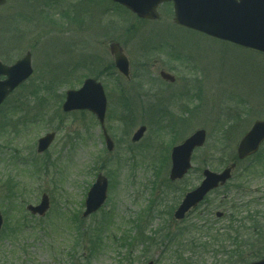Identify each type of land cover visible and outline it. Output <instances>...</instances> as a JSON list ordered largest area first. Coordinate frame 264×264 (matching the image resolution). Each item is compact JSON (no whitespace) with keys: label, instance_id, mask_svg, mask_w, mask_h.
I'll return each mask as SVG.
<instances>
[{"label":"rangeland","instance_id":"obj_1","mask_svg":"<svg viewBox=\"0 0 264 264\" xmlns=\"http://www.w3.org/2000/svg\"><path fill=\"white\" fill-rule=\"evenodd\" d=\"M158 13L155 21L141 20L109 0H6L0 6V60L11 64L30 51L33 68L0 107V264H225L220 254L197 246L207 240L197 223H226L231 197L239 198L234 185L252 159L238 163L229 182L182 221L172 214L202 170L221 171L252 122L264 119V54L177 27L170 3ZM111 39L128 57L130 80L113 66ZM160 70L175 81L161 80ZM86 77L104 87L112 151L92 113L61 110L65 91ZM151 88L161 98L147 96ZM141 124L146 131L132 143ZM196 129L206 131V141L183 179L171 182L166 154ZM50 131L53 142L37 153V139ZM256 154L264 155V144ZM99 172L108 180L106 201L82 217ZM245 184L264 190V175ZM43 193L48 210L31 214L25 206L38 204ZM137 236L148 242L138 243Z\"/></svg>","mask_w":264,"mask_h":264},{"label":"water","instance_id":"obj_2","mask_svg":"<svg viewBox=\"0 0 264 264\" xmlns=\"http://www.w3.org/2000/svg\"><path fill=\"white\" fill-rule=\"evenodd\" d=\"M125 6L140 18L156 19L158 13L156 7L165 1H172L176 24L191 28L207 35L230 41L243 47L264 52V0H112ZM5 0H0V5ZM109 51L114 59V65L118 72L129 77L128 59L122 51L119 43L111 41ZM32 72L31 54L26 52L12 65L3 64L0 61V104L5 97ZM1 76H4L1 79ZM160 76L169 81L174 78L160 72ZM85 109L92 112L99 121L105 138L106 148L111 151L113 142L104 127L106 110V97L100 82L93 78L84 80L79 89L66 91L62 110L70 112ZM146 127L140 125L131 137L132 142L138 141ZM55 133H47L38 139L37 152L44 151L52 142ZM205 130L199 129L185 138L181 143L171 149V164L169 179L175 181L181 179L190 168L192 151L205 142ZM264 141V119L255 120L248 131L241 137L237 146L238 159H244L254 154ZM236 163L232 162L220 172L204 169L203 179L194 189L188 191L173 213L175 220H181L186 213L195 207L204 196L221 185L230 177ZM107 178L99 173L87 192L84 201L85 209L83 217L95 212L105 201L107 192ZM49 206L48 197L43 194L38 205H28L27 209L32 213L43 215ZM218 216L220 213L217 214ZM2 217L0 214V227ZM248 264H264V256L261 259Z\"/></svg>","mask_w":264,"mask_h":264},{"label":"trees","instance_id":"obj_3","mask_svg":"<svg viewBox=\"0 0 264 264\" xmlns=\"http://www.w3.org/2000/svg\"><path fill=\"white\" fill-rule=\"evenodd\" d=\"M258 155L249 158L252 159L251 163L244 168V179L241 181H244V184L239 182L234 185L239 198L231 197L230 205L227 206L228 213L225 214L226 223L222 227L197 223L199 233L207 235V240L197 246L220 254L225 264H246L264 255V190L251 191L250 186L245 184L248 177L264 175V155ZM233 159L235 160L236 156ZM6 192L10 195L12 188L7 187ZM197 224L194 223L192 226ZM143 231L141 235H144ZM147 238L149 237H146V241L140 240L138 236L136 239L138 243L141 241L147 243ZM128 243L132 244L130 240Z\"/></svg>","mask_w":264,"mask_h":264},{"label":"flooded vegetation","instance_id":"obj_4","mask_svg":"<svg viewBox=\"0 0 264 264\" xmlns=\"http://www.w3.org/2000/svg\"><path fill=\"white\" fill-rule=\"evenodd\" d=\"M143 63L144 64H147V62H143ZM152 64H154V62ZM145 78H146V83H148L149 82V79L146 76H145ZM129 80H130V78H129ZM166 83H168V82H166ZM151 86H153V85H151ZM152 89L153 88H151L150 90H148L146 92L147 93V96L151 97L152 99H158L160 96H162L161 95V92L159 90L153 91Z\"/></svg>","mask_w":264,"mask_h":264}]
</instances>
